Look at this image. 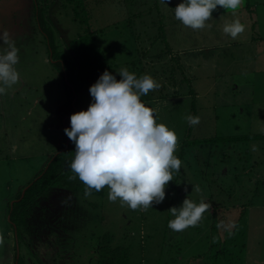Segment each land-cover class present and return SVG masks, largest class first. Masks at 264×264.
<instances>
[{
    "label": "rangeland",
    "instance_id": "1",
    "mask_svg": "<svg viewBox=\"0 0 264 264\" xmlns=\"http://www.w3.org/2000/svg\"><path fill=\"white\" fill-rule=\"evenodd\" d=\"M48 2V25L64 50L87 25L67 15L60 0ZM166 2L169 7L158 0L109 1L95 7L91 25L104 28L96 33L97 44L106 48L112 62L135 60L144 66L143 74L160 84L144 103L155 110L158 123L175 131L180 170L167 183L164 200L147 209L109 201L108 188L104 197L73 196L63 190L48 193L24 228L34 252L32 257L24 250L28 264H96L98 238L110 232L117 244L129 226L138 236L136 243L146 246L135 250L133 264H157V258L161 264H186L188 256L204 252L209 236L218 243L214 249L222 247L219 241L229 231L218 225L231 221L233 229L243 203H248L242 225L247 247L240 264H264V139L189 144L184 156L180 154L182 143L195 139L264 134V54L262 47L251 49L248 40L253 36V44H264V0H242L235 11L217 6L211 27L198 30L173 17L170 7L180 0ZM35 14L34 0H0V26L13 33L20 57L19 83L0 96V222L7 228L0 230V264H16L6 199L33 180L68 140L55 111L65 92ZM234 18L245 25L235 39L222 32L223 24ZM162 52V59L155 56ZM170 66L175 67L171 75ZM189 113L199 116L200 123L188 130L184 117ZM192 185H199L200 192H191ZM186 196L197 203L203 199L210 208L196 226L176 232L167 226L173 219L168 209ZM177 242L183 245L181 253Z\"/></svg>",
    "mask_w": 264,
    "mask_h": 264
},
{
    "label": "clouds",
    "instance_id": "2",
    "mask_svg": "<svg viewBox=\"0 0 264 264\" xmlns=\"http://www.w3.org/2000/svg\"><path fill=\"white\" fill-rule=\"evenodd\" d=\"M158 3L169 7L166 0ZM242 0H180L172 9L173 17L192 30L211 27L212 12L217 6L237 10ZM245 30L239 18L225 22L222 32L235 39ZM16 38L6 27L0 26V96L6 94L20 80L17 65L20 61ZM116 75L105 70L89 86L91 101L86 109L70 115V127L63 129L74 144L69 168L85 185V195L107 186L109 201H119L130 209H147L165 198V187L174 171L181 168L175 155V131L158 123L155 110L146 106L140 97L160 84L150 75L137 76L127 68ZM189 126L198 125L200 117L187 114ZM192 191L200 192L199 185ZM210 204L199 203L186 196L179 206L168 209L173 216L169 229L181 232L196 226ZM226 231L232 222L220 221Z\"/></svg>",
    "mask_w": 264,
    "mask_h": 264
},
{
    "label": "trees",
    "instance_id": "3",
    "mask_svg": "<svg viewBox=\"0 0 264 264\" xmlns=\"http://www.w3.org/2000/svg\"><path fill=\"white\" fill-rule=\"evenodd\" d=\"M109 1L125 3L135 0H60L61 7L63 6L65 8L67 15L69 14V16H72L74 21L80 22V25H87L85 28L81 29L82 33H79L77 37L66 42V48L64 47V50H60L57 44L58 38L55 37L53 30L48 25V20L50 19L48 13L50 4L48 0H34L37 23L40 30L45 35L49 57L59 70L60 80L65 92L64 100L57 105L55 110L59 124L64 128L70 127V115L72 113L87 108L88 104L86 101L89 103L91 101L88 91L89 86L96 81L103 71L107 70L116 75V78L119 79L120 77L116 72L121 68H127L128 71L134 72L137 76L143 75L142 72L145 70L144 66L135 60H127L121 63L116 61L112 62L110 56L107 54L106 48L97 44L96 33L98 30L103 32L104 28H93L91 19L94 18L95 7L108 3ZM59 43L61 44V42ZM166 53L168 52L166 51ZM164 54L165 53L162 52L155 56L162 59ZM174 68V66L169 67L170 75L174 72ZM152 98V93L150 91L147 95L140 97L142 102L150 101ZM192 127L193 126H188V130ZM258 137L264 139V134H246L242 136L216 135L213 137L195 139L189 142H183L180 154L184 156L185 149L189 144L222 143L224 145L229 142L234 143L254 140ZM66 138L68 137L66 136ZM66 144L67 146H65ZM73 150L74 144L68 138L67 142L65 141L60 150H57L49 156L46 164L39 170L33 180L22 185L23 187L21 186L17 192L11 195L10 200V197L6 199V215H9V222H7L6 219V223L13 229L16 264H28L24 252L25 249L29 255L32 257L34 256L30 244L26 242L24 228L26 227L30 214L34 212V209L37 210L38 206H40L41 199L48 193L58 190H63L66 194L73 196H78L79 194L81 196L85 195V185L79 179L73 178L75 174L69 168V163L74 155L72 152ZM222 154L225 157L227 153L223 151ZM232 170L233 168L229 170V172ZM219 187L222 192H225L223 185ZM106 189L107 186L100 191L93 189L90 194L104 197ZM218 193L220 194L219 197H221L222 194L220 192ZM228 196H230V193ZM11 200L13 201L11 202ZM219 202H221V199H219ZM227 204V201L224 200L222 206L227 208ZM243 205L241 211H239V217L237 221H235L233 229L224 236L223 241H219L222 247L214 249L218 246V243H212L213 237L209 236L203 242L204 252H194L191 256H188L186 264L241 263V254L247 247L246 242L244 240L242 241V239L246 237V230L242 228V225L248 211V203H243ZM51 209L52 208H50V212L52 211ZM68 217H70V215H68ZM168 220L167 218V221ZM126 228L129 230H126L127 232L125 231L124 237H122L123 240L117 244L113 242L114 234L110 232L103 233L101 237L98 238L100 242L98 245V258L96 264H133V257L136 254L135 250L138 247L142 250V248L146 246H143L140 241L136 243L138 236L132 235V231L130 230L132 228L131 226ZM211 229H213V227ZM212 234L216 235V233ZM165 238L166 235L164 231L161 237V246L164 245ZM239 243H241V245H239ZM176 245L178 252L181 253L183 249L182 243L177 242L175 246ZM172 246L174 247V244H172ZM199 259H203L202 263L197 261ZM156 262L157 264H161V258H157Z\"/></svg>",
    "mask_w": 264,
    "mask_h": 264
},
{
    "label": "crops",
    "instance_id": "4",
    "mask_svg": "<svg viewBox=\"0 0 264 264\" xmlns=\"http://www.w3.org/2000/svg\"><path fill=\"white\" fill-rule=\"evenodd\" d=\"M262 37V36H261ZM263 38V37H262ZM249 40V42H251V49L252 48H255V47H257V46H259V47H262V49H261V52L264 54V46H262V45H264V44H261V43H258L257 45H255V44H253V42H254V38H253V36L250 38V39H248ZM261 41H263V40H261ZM249 44V43H248ZM238 52V51H237ZM0 220H1V213H0ZM9 225V224H8ZM4 229H7L5 226H2L1 227V222H0V230H2V231H4ZM8 230H9V228H8ZM10 231V230H9Z\"/></svg>",
    "mask_w": 264,
    "mask_h": 264
}]
</instances>
